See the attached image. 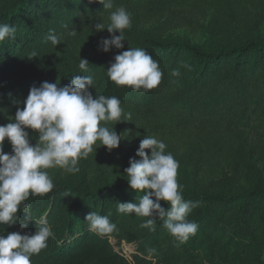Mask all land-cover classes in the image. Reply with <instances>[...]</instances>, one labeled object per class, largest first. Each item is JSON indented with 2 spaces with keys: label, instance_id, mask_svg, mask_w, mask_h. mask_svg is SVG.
Listing matches in <instances>:
<instances>
[{
  "label": "trees",
  "instance_id": "obj_1",
  "mask_svg": "<svg viewBox=\"0 0 264 264\" xmlns=\"http://www.w3.org/2000/svg\"><path fill=\"white\" fill-rule=\"evenodd\" d=\"M113 4V9L105 10L99 0H0V23L16 28L13 38L0 42V115L14 119L32 86L49 82L62 87L77 75H92L89 91L94 97L116 96L132 114L131 121L107 122L123 137L120 149L131 146L136 152L146 135L153 136L179 162L178 173L203 164L205 153L209 162L219 158L227 165L237 157L240 132H264V40L213 48L170 40L165 35L176 20L169 17L141 36L125 29V47L104 52L100 42L111 34L94 29L97 22L107 25L110 12L118 7L130 13L137 28L174 13L187 25L209 15L223 26L238 17L247 23L250 6L264 5V0H113ZM74 28L77 36H67ZM49 34L62 36L60 45L53 46ZM130 47L145 49L159 62L163 76L156 88L135 91L107 77L114 57ZM32 53L36 55L29 58ZM80 58L89 61L86 73L78 68ZM173 70L180 75H171ZM27 131L30 136L38 134ZM101 147L113 154L106 160L101 157V167L106 166L99 172L89 160L83 161L78 173L53 181L50 192L30 195L24 201L28 211L22 205L16 224L0 225L4 235L34 233L35 220L45 217L53 235L47 247L32 256L31 264H264V188L231 193L187 189L177 174L184 200L199 202L188 216L198 229L181 242L158 218L151 231L140 227L146 218L117 211V201L135 202L138 193L124 172L130 166L127 156ZM146 151L151 155L150 149ZM161 205L170 207L163 201ZM93 211L108 216L117 230L105 236L89 231L85 218Z\"/></svg>",
  "mask_w": 264,
  "mask_h": 264
},
{
  "label": "clouds",
  "instance_id": "obj_2",
  "mask_svg": "<svg viewBox=\"0 0 264 264\" xmlns=\"http://www.w3.org/2000/svg\"><path fill=\"white\" fill-rule=\"evenodd\" d=\"M105 10L113 9V0H99ZM109 23L97 22L96 31H107L111 38H104L100 48L109 52L113 47H125L124 30L131 27V15L124 7L110 12ZM66 27V26H65ZM119 32V35L116 33ZM16 28L0 23V42L13 38ZM74 28L67 36L76 37ZM62 36L49 34L47 40L53 46L60 45ZM36 54L32 53L29 58ZM89 61L80 58V72L88 71ZM185 67H189L185 65ZM110 81L118 86H128L135 91H149L156 88L163 72L159 62L143 48L130 47L114 57V62L106 70ZM171 75L178 77L180 72L173 70ZM92 75L75 76L70 84L43 82L39 87L32 86L23 108L18 107L14 119L0 125V225H14L20 219L18 212L28 207L24 204L30 195L40 196L50 192L53 181L47 171L59 168L64 173L76 174L80 171L79 161L87 159L99 142L109 152L120 146L122 136L106 126L107 122L131 121L132 114L121 107L116 96L97 94L93 88ZM117 123V124H118ZM38 133L36 143H31L29 131ZM12 146L11 153H5L4 143ZM166 144L153 136L146 135L139 144L136 156L131 158L129 167L124 169L127 182L138 195L135 202L117 201V211L122 214H135L146 218L140 225L155 230L157 218L163 222L168 233L181 242L194 235L198 224L188 220L199 202L186 201L182 195V185L177 181L179 162L173 154L166 152ZM151 150V155L146 150ZM143 193V195H139ZM170 205L165 209L161 202ZM85 222L89 231L105 236L117 230L108 216L96 211L89 213ZM34 233L11 232L0 234V264H31V258L47 247L53 235L51 226L43 218L35 220ZM22 227L26 228L27 224ZM149 253L155 249H149Z\"/></svg>",
  "mask_w": 264,
  "mask_h": 264
},
{
  "label": "rangeland",
  "instance_id": "obj_3",
  "mask_svg": "<svg viewBox=\"0 0 264 264\" xmlns=\"http://www.w3.org/2000/svg\"><path fill=\"white\" fill-rule=\"evenodd\" d=\"M169 17L176 20V23L172 25V28L165 35V38L170 40H188L192 44L204 48H213L222 44L237 45L251 39L264 40V5L257 4L250 6V19L247 23L242 22L238 17L233 23L223 26L209 15L206 19L197 20V18L191 25H187L180 17L181 21L178 19V13H174L166 15L159 20L143 24L139 28L136 27L135 22L131 19V27L127 28V31H135L134 34L141 36L149 30L159 27ZM12 119L11 116L4 113L0 115V125H6ZM106 126L111 128L110 123H106ZM239 135L241 143L237 146V157L229 161L227 165L221 164L219 158L209 162L205 159L208 153H205L204 157H202L204 160L203 164H197L181 171L178 173V179L187 189L219 188L231 193L242 192L252 187L264 188V132L246 131L240 132ZM37 137L38 134L37 136H30L31 143L35 144ZM99 146V142H97V145L94 146V149L98 147L96 152L94 150L87 159H81L79 164L89 160L96 172L106 166L101 167V157L106 156L104 159L106 160L113 153L109 154ZM120 148H122V143L119 148L113 149L111 152L114 151L115 156L118 152H121L129 160L136 157L133 147ZM4 151L5 153H11L12 151V146L7 140L4 143ZM47 171L52 181L61 180L66 176V173L59 168H51L47 169ZM26 209L28 211V208ZM261 259L264 261V249Z\"/></svg>",
  "mask_w": 264,
  "mask_h": 264
}]
</instances>
